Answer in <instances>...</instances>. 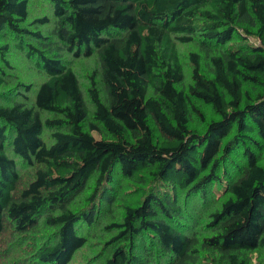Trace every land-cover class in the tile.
<instances>
[{"label":"trees","instance_id":"trees-1","mask_svg":"<svg viewBox=\"0 0 264 264\" xmlns=\"http://www.w3.org/2000/svg\"><path fill=\"white\" fill-rule=\"evenodd\" d=\"M0 264H264V0H0Z\"/></svg>","mask_w":264,"mask_h":264},{"label":"rangeland","instance_id":"rangeland-1","mask_svg":"<svg viewBox=\"0 0 264 264\" xmlns=\"http://www.w3.org/2000/svg\"><path fill=\"white\" fill-rule=\"evenodd\" d=\"M48 14H52L50 10H47L46 11ZM50 27V25L48 24L46 29H48ZM14 62L24 71L26 72L27 70V63L23 60L22 57L20 56H17L16 58H14ZM36 76H41L42 77V74H40L39 72L35 74ZM21 165L19 164V168L21 169ZM82 195H85V194H82ZM85 197V196H84Z\"/></svg>","mask_w":264,"mask_h":264}]
</instances>
